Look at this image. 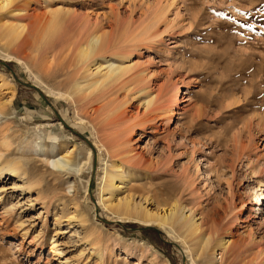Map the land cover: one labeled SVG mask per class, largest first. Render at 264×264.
I'll return each instance as SVG.
<instances>
[{"label": "rangeland", "instance_id": "obj_1", "mask_svg": "<svg viewBox=\"0 0 264 264\" xmlns=\"http://www.w3.org/2000/svg\"><path fill=\"white\" fill-rule=\"evenodd\" d=\"M108 61L131 69L74 90ZM0 75V264H264V0H13ZM125 203L176 206L209 247Z\"/></svg>", "mask_w": 264, "mask_h": 264}, {"label": "bare ground", "instance_id": "obj_2", "mask_svg": "<svg viewBox=\"0 0 264 264\" xmlns=\"http://www.w3.org/2000/svg\"><path fill=\"white\" fill-rule=\"evenodd\" d=\"M12 1L13 0L0 1V11L5 9L7 5H9ZM50 17L51 18L47 23L49 24L48 30L49 32L54 33L55 29L57 28V25L61 23L60 13L50 12ZM6 34H7L8 39L10 41L11 40L13 41L20 35V32L18 31L17 28H12L11 30H8ZM105 49H106V45H105V40L103 38V35L95 34L89 39L86 47L80 49L78 58L81 61H88V60H91L94 56L103 52ZM119 57H121L122 60H126L129 58V56L126 57V56H121V55ZM107 63L108 65L106 64V72L103 74V80L101 82H99L98 80H95L94 82L89 83V84L88 83L85 84L86 82L84 84L76 82L74 84V90L80 93H84L88 90L96 89L98 86L100 87L101 84L106 81H112L117 78L119 80V77L124 76L125 73H127L131 69V66L129 65L125 66L124 64H121L119 66H116L112 62L110 63L108 61ZM0 92H2L3 94L5 93L7 95L10 94V98L14 96L13 84L11 83L10 80L3 79L1 75H0ZM10 100L11 99L7 100L8 104L10 103ZM151 102H152V99L149 98L146 105L148 106ZM8 104L0 105V113L3 109L5 110ZM172 112L173 111L170 109L169 113H172ZM41 150L44 152V149H41ZM70 163H71L70 156L67 157V154L65 156L58 158L57 160L55 159L52 160V166L53 168L56 169V171H69ZM19 169H20L19 166H17L16 164L12 165L11 163H9L7 167V170L10 173L17 172ZM258 199H259L258 197H256L255 199L257 203L260 202V200ZM125 204L126 205L120 207L119 209L123 211L125 214L131 216L130 218L132 219L139 220L141 221V223L146 224V225L150 223H157L160 226L170 227L172 230H174L175 228L181 227L184 229L183 234L186 233L191 239L193 240L197 239L199 241L198 250L199 248H201L202 251L206 250L210 245V240L208 237L207 238L196 237L195 233L198 230V227L195 226V222L189 221L187 217L184 216L182 211L179 212L177 207L174 205H173V209L169 210V214L165 216V215L159 214L158 212H153V211L151 212L147 210L146 208H142L140 205L132 206V205H129V203H125ZM217 246L223 247L224 245L222 243H219ZM213 249L214 248L212 247V249L210 250H213Z\"/></svg>", "mask_w": 264, "mask_h": 264}, {"label": "water", "instance_id": "obj_3", "mask_svg": "<svg viewBox=\"0 0 264 264\" xmlns=\"http://www.w3.org/2000/svg\"><path fill=\"white\" fill-rule=\"evenodd\" d=\"M2 64V63H1Z\"/></svg>", "mask_w": 264, "mask_h": 264}]
</instances>
